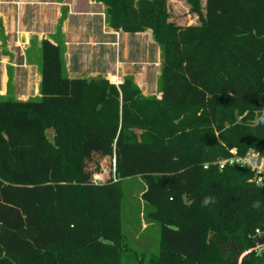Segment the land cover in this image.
<instances>
[{
    "label": "trees",
    "instance_id": "16d2710c",
    "mask_svg": "<svg viewBox=\"0 0 264 264\" xmlns=\"http://www.w3.org/2000/svg\"><path fill=\"white\" fill-rule=\"evenodd\" d=\"M97 1L111 29L152 31L161 98L132 76L71 79L60 47L42 42L40 98L0 99V264H238L228 245L246 250L264 230V184L212 163L233 148L264 156V0H206L205 13L183 0L199 16L191 26L170 22L168 0ZM133 178L160 234L155 254L129 262L123 182Z\"/></svg>",
    "mask_w": 264,
    "mask_h": 264
},
{
    "label": "crops",
    "instance_id": "0c3cea01",
    "mask_svg": "<svg viewBox=\"0 0 264 264\" xmlns=\"http://www.w3.org/2000/svg\"><path fill=\"white\" fill-rule=\"evenodd\" d=\"M44 40L60 47L71 79L102 77L117 85L132 76L143 95L161 98L159 83L157 94L146 86L149 62L136 68L123 58V46L130 41L146 56L155 43L151 30L128 34L111 29L106 6L97 0H0V99L40 98Z\"/></svg>",
    "mask_w": 264,
    "mask_h": 264
},
{
    "label": "rangeland",
    "instance_id": "374dc122",
    "mask_svg": "<svg viewBox=\"0 0 264 264\" xmlns=\"http://www.w3.org/2000/svg\"><path fill=\"white\" fill-rule=\"evenodd\" d=\"M202 12L205 13L206 0H200ZM168 13L170 22L179 26L199 25V16L192 12L191 6L183 0H168ZM133 41L123 46V58L129 59L134 65L143 67L142 63L148 61L152 70H148L146 77V86L151 93H158L159 76L161 72V51L159 46L154 43L153 49L148 47V52L141 51L137 44L133 46ZM129 47V51L125 48ZM127 50V48H126ZM142 74V72H141ZM50 138L53 137V131L47 133ZM104 165V164H103ZM108 164L104 165L105 173H108ZM94 175L96 183L105 182L109 179L107 174ZM124 183V200L122 204V221L126 234V241L130 251L123 254V260L133 262L138 258L149 259L152 254L158 250L160 227L158 225L148 226L144 215V203L141 200V193L144 190V184L140 178L128 179ZM234 243L228 245V250L235 255L237 249ZM237 256V255H236Z\"/></svg>",
    "mask_w": 264,
    "mask_h": 264
},
{
    "label": "clouds",
    "instance_id": "9594fccd",
    "mask_svg": "<svg viewBox=\"0 0 264 264\" xmlns=\"http://www.w3.org/2000/svg\"><path fill=\"white\" fill-rule=\"evenodd\" d=\"M256 124H264V109H261L257 112V119L255 121ZM231 152L233 156H235L234 159L226 160L223 163H221V169L224 167L225 163L228 164H235V165H243L251 170H255L258 172H264V157H261L260 152L256 151L255 149L249 148L247 153L243 156L237 155L238 149L233 148L231 149ZM205 168H207V165H205ZM260 181L258 180L257 183ZM214 201L212 198L204 197L201 201L203 206H208L209 204L213 203ZM253 207H259V202H254ZM259 231V230H258ZM260 246H258V249ZM260 254V251L257 250V255Z\"/></svg>",
    "mask_w": 264,
    "mask_h": 264
},
{
    "label": "built area",
    "instance_id": "2783aa9c",
    "mask_svg": "<svg viewBox=\"0 0 264 264\" xmlns=\"http://www.w3.org/2000/svg\"><path fill=\"white\" fill-rule=\"evenodd\" d=\"M120 84L121 83H117V86ZM237 155L242 156L239 153H237ZM261 157H264V156L261 155ZM234 158H235V156H233V154L230 150V156L229 157L224 158V159H218V160L214 161L212 164L219 166L221 169V163H223L226 160H230V159H234ZM208 165L209 164H207V166ZM226 167H237V168L249 169L243 165H235V164H228V163H225L224 167L222 169H224ZM249 170L253 173V177L251 180H249V182L254 183L256 185H263L264 184V172H258V171L251 170V169H249ZM258 180L260 181L259 183H257ZM250 239L253 241V245L246 250H243V251H241V249L239 250L240 253H239V256H237L238 264H242L243 260L245 258H247L249 255H254L256 257H264V230L257 229L254 232V234H252L250 236ZM258 246H260L259 249H258ZM257 250L260 251L259 255H257Z\"/></svg>",
    "mask_w": 264,
    "mask_h": 264
},
{
    "label": "water",
    "instance_id": "95a60500",
    "mask_svg": "<svg viewBox=\"0 0 264 264\" xmlns=\"http://www.w3.org/2000/svg\"><path fill=\"white\" fill-rule=\"evenodd\" d=\"M95 80H96V82H99L100 79H95ZM239 250H240V248L235 249V253L237 256H239V253H240Z\"/></svg>",
    "mask_w": 264,
    "mask_h": 264
}]
</instances>
